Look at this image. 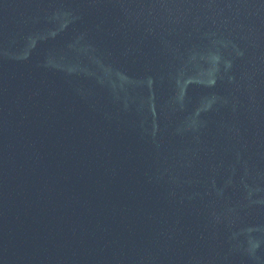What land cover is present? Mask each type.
I'll list each match as a JSON object with an SVG mask.
<instances>
[{"label": "water", "instance_id": "obj_1", "mask_svg": "<svg viewBox=\"0 0 264 264\" xmlns=\"http://www.w3.org/2000/svg\"><path fill=\"white\" fill-rule=\"evenodd\" d=\"M0 264H264V0H0Z\"/></svg>", "mask_w": 264, "mask_h": 264}]
</instances>
